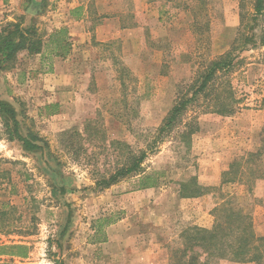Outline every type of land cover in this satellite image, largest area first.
Here are the masks:
<instances>
[{"label":"rangeland","instance_id":"obj_1","mask_svg":"<svg viewBox=\"0 0 264 264\" xmlns=\"http://www.w3.org/2000/svg\"><path fill=\"white\" fill-rule=\"evenodd\" d=\"M79 5L88 6L90 22L80 29L87 39L72 37L66 25ZM180 5L181 0H0V29L9 21L33 22L47 46L54 32L67 28L71 46L64 57L47 48L31 59L25 52L18 57L12 70L37 68L40 75H30L35 84H11L0 72V100H11L25 135L34 132L44 142L43 151L26 153L8 139L0 118V209L5 204L7 212L0 219V246L29 247L28 258L13 264H178L177 250L188 244L183 233L212 229L214 209L223 205L250 215L256 234L264 236V46L245 42L264 32V16L255 21L254 0H208L209 40L201 44L192 12ZM30 7L36 14L27 12ZM108 16H121L137 30L96 41L89 29ZM238 37L246 46L240 43L235 52L236 65L220 73L184 117L199 124L191 148L177 138L179 125L144 162L146 171L164 172L165 183L138 190V178L129 177L99 187L131 155L148 150L182 91ZM68 59L83 70L70 82L44 76ZM218 97L237 102L235 113H210ZM54 104L58 113L51 114L47 108ZM235 163L242 174L241 167L231 172ZM195 175L207 194L181 198L180 183ZM4 262L10 258L0 256Z\"/></svg>","mask_w":264,"mask_h":264},{"label":"trees","instance_id":"obj_2","mask_svg":"<svg viewBox=\"0 0 264 264\" xmlns=\"http://www.w3.org/2000/svg\"><path fill=\"white\" fill-rule=\"evenodd\" d=\"M182 5L178 6L191 11L193 15V29L197 34V41L201 44L208 42V33L210 31V11L208 0H181ZM190 2H196L190 6ZM83 7H78L71 11L74 19H80L83 15ZM254 19L264 16V0H254ZM33 19V18H32ZM206 20V21H205ZM251 41L254 47L264 46V32L256 39L253 34L246 37L245 42ZM240 37L235 39L232 48L219 59L210 62L201 72H199L193 84L187 86V91L183 92L172 110L168 112L163 124L157 131L155 140L148 146V150L141 151L139 154L131 155L126 164L110 176L109 179H103L98 182V186L109 188L123 179L137 177L138 190H147L158 188L165 183L164 172H148L143 167L149 154H152L159 140L170 137L176 129L182 127L177 132V138L191 148L192 137L199 131V124L196 119L185 121L184 117L191 106L201 95H204L214 83L220 73L230 72L236 65L235 52L239 49ZM68 29L61 28L50 36L49 45L46 46L39 30L32 22L29 26L24 25V19L15 22H7L0 29V72L12 70L22 53L29 55H41L47 48L56 57H64L70 50ZM242 50V49H241ZM52 70V68H51ZM224 99L218 97L215 99L214 108L210 113L220 115H232L235 112V104H227ZM58 104L48 106L51 114L58 113ZM0 118L4 125L5 134L10 141H17L22 145L23 150L28 154H37L44 150L43 139L34 132L23 133V121L20 120V114L14 105L7 100H0ZM180 125V126H179ZM240 163H235L231 172H237ZM242 174V167L240 169ZM230 171L224 174V182H227L226 176ZM237 178L232 179L236 181ZM60 193L65 194L66 188L61 180L59 183ZM207 194V187L203 186L198 177L192 176L186 182L180 183V196L184 199L198 198ZM5 206V204H4ZM0 209V219L6 215V211ZM216 218L212 229L190 228L183 233L188 241L184 249H178L180 253L178 264H211L212 259H223L234 263H264V236H258L254 230L250 215L244 214L241 210H234L228 206H219L214 209ZM193 243V245L191 244ZM194 248H200L201 252H194ZM190 251L191 254H187ZM205 253L206 257L201 260ZM0 256L10 258V262L3 264H13L16 258L26 259L29 256V247L25 245L0 246ZM59 264H63L60 262Z\"/></svg>","mask_w":264,"mask_h":264},{"label":"crops","instance_id":"obj_3","mask_svg":"<svg viewBox=\"0 0 264 264\" xmlns=\"http://www.w3.org/2000/svg\"><path fill=\"white\" fill-rule=\"evenodd\" d=\"M78 7H83L84 9L82 17L80 19H74L70 13L68 18V23L66 25L69 24V28L72 29L70 34L72 37L76 39L78 38L80 39V37L81 39H85L86 37L87 39L88 37L87 35H85V32L84 34L82 32L85 29L84 25L85 24L87 25L90 22L89 15L87 13L88 6L79 5L72 9L74 10ZM122 22L123 21L121 19V16L120 17L108 16L104 18L102 23L98 25L95 24L93 29H89L90 33L88 34L94 37L96 41L108 42L120 37L121 33H126V32L135 33V31L137 30L135 23L130 26H125ZM84 41L85 40H79V43L81 42L84 43ZM24 55H26V57L30 59L34 58L35 56H38V55H29L27 53H24ZM68 60H70L69 63L62 64L63 65L62 67L61 65L60 66L54 65V67H52L50 74H45L44 76L46 77L50 76L52 79L54 78L56 81L57 79L62 78L61 80L65 79L70 82L75 72H83V70L81 71V68L80 70H76L77 66L71 65L72 63H74V60L73 59L72 61L71 59ZM37 71H38L37 68L36 70H34V68H32L31 66H27V67L25 66L23 68H16L14 70H8L1 73L6 75L7 78L12 79L11 84H35L37 82L30 80L31 77L30 75L33 74L40 75V73H38L39 71L38 72ZM25 76H27L26 79ZM7 101L11 102V100H7Z\"/></svg>","mask_w":264,"mask_h":264},{"label":"water","instance_id":"obj_4","mask_svg":"<svg viewBox=\"0 0 264 264\" xmlns=\"http://www.w3.org/2000/svg\"><path fill=\"white\" fill-rule=\"evenodd\" d=\"M27 12L31 14H36V11H34L32 7H30Z\"/></svg>","mask_w":264,"mask_h":264}]
</instances>
